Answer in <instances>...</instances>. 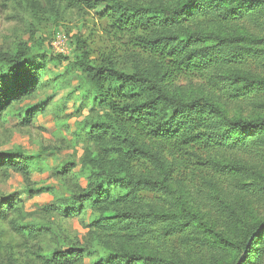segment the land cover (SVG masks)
Instances as JSON below:
<instances>
[{
	"label": "trees",
	"instance_id": "16d2710c",
	"mask_svg": "<svg viewBox=\"0 0 264 264\" xmlns=\"http://www.w3.org/2000/svg\"><path fill=\"white\" fill-rule=\"evenodd\" d=\"M63 1L85 12L104 6L100 18L108 30L136 52L128 73L117 69L119 58L112 54L90 62L88 48L76 41L66 73H77L75 117L87 107L90 115L75 123L82 155L57 173H73L86 186L76 185L46 210L59 219L89 213L92 242L103 255L93 258L86 241L54 251L51 260L264 264V223L232 240L210 225L203 210L236 226L243 202L264 200V118L229 117L223 108L264 93V74L252 72H264V35L256 33L264 0ZM203 21L217 30L204 32ZM44 71V56L27 44L0 53V127L14 104L46 85ZM25 114L23 123H29L44 111ZM42 152H0V170L19 175L29 198L48 193L30 189L31 175L48 169L45 156L58 159L56 150ZM8 212L25 220L16 196L0 198V218ZM175 239L177 247H168Z\"/></svg>",
	"mask_w": 264,
	"mask_h": 264
},
{
	"label": "rangeland",
	"instance_id": "374dc122",
	"mask_svg": "<svg viewBox=\"0 0 264 264\" xmlns=\"http://www.w3.org/2000/svg\"><path fill=\"white\" fill-rule=\"evenodd\" d=\"M104 8L85 12L68 8L63 0H0V53H11L19 44H27L32 54L44 56L42 81L47 82L44 87L37 88L31 98L12 106L0 127V152L16 148L29 155L40 153L44 148L59 152L57 160L45 156L46 171L31 175L30 189L48 192L34 198L28 197L26 184L19 175L0 170V198L18 197L23 206L20 216L26 215L25 220H20L15 213L8 212L0 218V264H56L51 260L54 251L66 245L82 246L86 241L95 250L93 258L103 255L92 242L89 213L85 217L59 219L55 212L49 214L46 208L54 206L56 198L76 185L86 186L84 179L72 178L73 173L66 178L57 173L64 163L77 162L82 155L83 145L75 142L73 133L75 123L90 115L87 107L75 117L80 107L77 73L74 70L66 73L68 63L75 58L76 41L88 48L92 63L112 54L119 58L117 69L131 73L134 66L132 54L136 51L122 45V38L108 30L106 21L100 18ZM199 26L204 32L217 30L211 22L203 21ZM256 33L264 35V20ZM57 36L64 40V54L57 53L51 45ZM58 56L65 60L57 62ZM252 72L259 77L264 74L258 70ZM250 95L246 102L233 103L232 100L224 104L228 116L264 118V93ZM39 108H43L44 114L23 123L25 112ZM18 112H22L20 117ZM72 172L78 174V167ZM203 210L210 214L206 218L210 225L232 240H239L248 228L264 223V200L260 199L242 203L236 226L216 221L211 208ZM168 247H177V240L169 242ZM91 260L85 258L84 264H90Z\"/></svg>",
	"mask_w": 264,
	"mask_h": 264
},
{
	"label": "built area",
	"instance_id": "2783aa9c",
	"mask_svg": "<svg viewBox=\"0 0 264 264\" xmlns=\"http://www.w3.org/2000/svg\"><path fill=\"white\" fill-rule=\"evenodd\" d=\"M64 40L61 39L59 36L55 37L53 42H52V47L54 50L59 53V54H64L65 53V48L63 45Z\"/></svg>",
	"mask_w": 264,
	"mask_h": 264
}]
</instances>
